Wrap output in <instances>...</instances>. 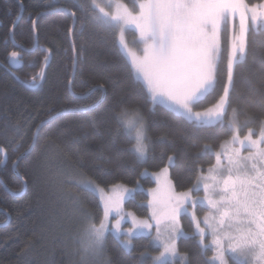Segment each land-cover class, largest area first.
<instances>
[{
  "label": "snow or ice",
  "instance_id": "snow-or-ice-1",
  "mask_svg": "<svg viewBox=\"0 0 264 264\" xmlns=\"http://www.w3.org/2000/svg\"><path fill=\"white\" fill-rule=\"evenodd\" d=\"M74 8L91 12L100 26L115 32L117 52L126 57L129 73L142 82L145 105H162L197 131L226 136L216 146L203 143L196 159L214 157L215 162L206 169L198 166L186 188L174 181L170 172L174 156L167 155L164 147L159 158L163 161L166 156L167 164L151 172L155 186L147 189L140 181L149 174L146 168L131 187L128 183H103L85 169L79 147L73 149L74 159L66 156L54 167L45 161L58 198L68 203L79 220L65 236L78 256L74 264H116L108 249V234L129 255L136 252L135 238H147L139 259L132 264H141L145 256L150 257L147 264H192L188 254L179 250L182 238L197 242L205 264H264V41L253 42V62L258 58L262 69L259 83L254 85L245 78L243 83L251 94L239 103L234 99L236 76L249 54L250 34L264 35V0H105L103 4L99 0H66L63 11L76 17ZM31 23L35 33L37 21ZM15 27L13 21L10 30ZM34 43L39 47L38 37ZM46 51L51 54V49ZM72 51L77 52L75 42ZM20 55L18 51L9 53L13 63H19ZM36 81L33 76L29 86L35 87ZM107 91L101 80L88 82L86 91L74 93L73 100L87 97L91 103L76 104L71 110L93 112L106 99ZM113 118V136L123 130L127 139L134 141L129 149L135 155L133 170L143 166L155 155L145 111L139 103L129 108L121 102L119 109L113 110ZM45 123L36 126L32 143L12 161L22 182L21 191L28 180L26 174L19 173V163L34 151ZM89 124L99 132L95 116ZM155 139L162 145L174 147L176 143L166 132ZM73 143H78L76 137ZM47 148L57 154L61 145L49 138ZM8 151L0 145V165L7 164ZM100 156L106 161L102 167L107 174L111 161L103 151ZM90 202L95 203L96 211L89 207ZM129 204L141 208L145 215L129 210ZM183 218L192 225L190 234L183 227ZM150 245L155 254L149 251ZM30 248L31 243L25 252Z\"/></svg>",
  "mask_w": 264,
  "mask_h": 264
},
{
  "label": "trees",
  "instance_id": "trees-1",
  "mask_svg": "<svg viewBox=\"0 0 264 264\" xmlns=\"http://www.w3.org/2000/svg\"><path fill=\"white\" fill-rule=\"evenodd\" d=\"M126 2L130 3V0ZM65 7L66 0H0V145L9 149L7 164L0 165V181L10 193H22L21 181L12 170L13 159L32 143L36 126L41 121L47 122L41 128L34 151L19 163V173L26 174L28 180L22 196L11 197L0 184V227L7 222L6 215L10 218L7 226L0 228V264H74L78 260L74 246L65 241V236L67 229L78 226L79 220L71 213L68 203L58 198L48 180L45 161L54 167L66 156L74 159L73 149L79 147L84 167L90 174L98 176L105 184L128 183L131 187L138 173L145 168L151 173L167 164L166 156L163 161L159 158L160 149L164 147L167 155L174 156L170 167L174 181L186 188L190 186L189 181L194 178L198 166L206 169L209 163H214V157L196 159L203 143L216 146L226 138L224 133L197 131L159 105H145L142 84L129 73L126 59L117 52L115 32L100 26L91 12L75 8L73 11L77 15L72 29L73 18L63 11ZM33 19L37 21L35 33L32 31ZM13 21L16 27L10 30ZM11 31L12 39L14 32V44L10 41ZM36 37L39 47L34 48ZM255 41H264V35L250 34L247 62L236 76L234 99L237 103L251 94L243 83L244 79H251L256 85L262 76L259 59L253 62ZM73 42L77 46L76 53L72 51ZM47 49H51V54ZM11 51L21 53L19 70L12 71L8 67ZM33 76L37 77L36 86L30 87ZM71 79L72 84L69 85ZM96 80L107 84L106 99L90 113L71 110L76 104L86 106L91 103L87 97L74 101L73 94L86 91L88 82ZM121 102L129 108L140 104L154 138L155 155L150 156L143 166H136L135 170V155L129 150L133 141L127 139L123 130L113 136L116 127L113 110H118ZM148 108L152 111L149 112ZM92 116L96 118L99 132L89 124ZM162 132L176 141L174 147L168 143L162 145L155 139ZM73 137L78 139L77 144L73 143ZM49 138H55L61 145L59 153L53 154L47 148ZM101 151L111 161L107 174L102 167L106 161L100 156ZM140 181L144 189L154 186L149 178L141 177ZM89 207L96 211L94 202H90ZM128 208L140 216L145 215L133 204ZM182 222L190 234L192 225L189 219L183 218ZM29 243L31 248L26 253ZM134 243L136 252L129 255L113 236L108 235V249L116 264H121V261L132 264L139 259L141 245L148 241L138 237ZM178 246L182 253L188 254L192 264H205L206 258L200 255L194 239L182 238ZM149 251L155 254L151 245ZM149 260L150 257L145 256L141 264H147Z\"/></svg>",
  "mask_w": 264,
  "mask_h": 264
},
{
  "label": "water",
  "instance_id": "water-1",
  "mask_svg": "<svg viewBox=\"0 0 264 264\" xmlns=\"http://www.w3.org/2000/svg\"><path fill=\"white\" fill-rule=\"evenodd\" d=\"M20 7H21V5H20ZM21 13H22V7H21ZM68 15H70L69 13H68ZM20 16H21V14H20ZM72 17V16H71ZM20 18V17H19ZM73 18V25H72V29H73V26H74V24H75V18L74 17H72ZM12 32V31H11ZM72 32V31H71ZM10 41L13 43V39H12V35L10 34ZM20 60V59H19ZM9 67L12 69V70H19L20 68H21V63H20V61H19V63H13L12 61H11V58L9 59ZM73 78V77H72ZM71 81H72V79H71ZM69 91L71 92V89H70V86H69ZM47 123V122H46ZM45 123V124H46ZM44 124V125H45ZM43 125V126H44ZM12 170H13V173H14V175L19 179V176L17 175V172H16V170H14L13 168H12ZM20 180V179H19ZM22 183V182H21ZM0 184L2 185V187H3V189L5 190V192L6 193H8L11 197H15V198H19V197H21L22 196V194L25 192V190H26V188L22 191V193L21 194H19V195H16V194H13V193H10L9 191H8V189L3 185V183L0 181ZM6 217H7V222L3 225V226H1L0 228H4L5 226H7V224H8V222H9V216L8 215H6Z\"/></svg>",
  "mask_w": 264,
  "mask_h": 264
},
{
  "label": "rangeland",
  "instance_id": "rangeland-1",
  "mask_svg": "<svg viewBox=\"0 0 264 264\" xmlns=\"http://www.w3.org/2000/svg\"><path fill=\"white\" fill-rule=\"evenodd\" d=\"M54 1V0H53ZM99 2L101 3V4H103V3H105V0H99ZM130 3H131V0H130ZM127 39H128V41H129V43H131L132 42V39H133V37H132V35H131V33L129 32V34H128V36H127ZM122 53V52H121ZM122 55L124 56V54L122 53ZM125 59H126V57H124ZM136 80V79H135ZM139 83H141L142 84V82L141 81H138ZM159 106H161V107H163L162 105H159ZM164 108V107H163ZM134 142V141H133ZM215 162V161H214ZM149 174H147V175H145V176H143L144 178H149L151 181H152V183L154 184V186H155V183H154V181H153V178H152V176H151V173L150 172H148ZM153 186V187H154ZM203 193H201V195H202ZM199 212H201V210H199L198 209V214L199 215H203V212L200 214ZM108 235H111V234H108ZM112 236V235H111ZM114 238V237H113ZM138 238V237H137ZM115 239V238H114ZM116 240V239H115ZM117 241V240H116ZM118 242V241H117ZM119 243V242H118ZM121 246V245H120ZM122 247V246H121Z\"/></svg>",
  "mask_w": 264,
  "mask_h": 264
},
{
  "label": "bare ground",
  "instance_id": "bare-ground-1",
  "mask_svg": "<svg viewBox=\"0 0 264 264\" xmlns=\"http://www.w3.org/2000/svg\"><path fill=\"white\" fill-rule=\"evenodd\" d=\"M10 34L12 35V32H10ZM12 43V42H11ZM12 44H14V42L12 43ZM34 48H36V44H35V47ZM32 52V51H31ZM8 67H9V60H8ZM9 69L10 70H12L10 67H9ZM12 71H16V70H12Z\"/></svg>",
  "mask_w": 264,
  "mask_h": 264
}]
</instances>
